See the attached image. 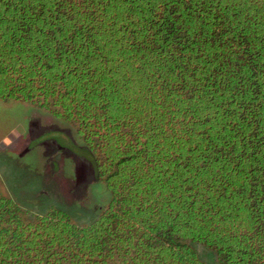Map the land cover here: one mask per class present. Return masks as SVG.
<instances>
[{
    "label": "trees",
    "instance_id": "trees-1",
    "mask_svg": "<svg viewBox=\"0 0 264 264\" xmlns=\"http://www.w3.org/2000/svg\"><path fill=\"white\" fill-rule=\"evenodd\" d=\"M0 101L111 194L81 226L0 192V264H264V0H0Z\"/></svg>",
    "mask_w": 264,
    "mask_h": 264
},
{
    "label": "rangeland",
    "instance_id": "rangeland-1",
    "mask_svg": "<svg viewBox=\"0 0 264 264\" xmlns=\"http://www.w3.org/2000/svg\"><path fill=\"white\" fill-rule=\"evenodd\" d=\"M93 160L65 121L28 103L0 101V192L22 207L42 213L53 205L78 225L91 223L111 200ZM195 248L205 264H216Z\"/></svg>",
    "mask_w": 264,
    "mask_h": 264
}]
</instances>
